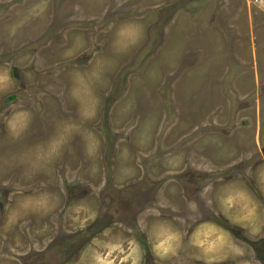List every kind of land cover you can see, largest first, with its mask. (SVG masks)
<instances>
[{
	"label": "rangeland",
	"instance_id": "374dc122",
	"mask_svg": "<svg viewBox=\"0 0 264 264\" xmlns=\"http://www.w3.org/2000/svg\"><path fill=\"white\" fill-rule=\"evenodd\" d=\"M0 264H264V0H0Z\"/></svg>",
	"mask_w": 264,
	"mask_h": 264
},
{
	"label": "trees",
	"instance_id": "16d2710c",
	"mask_svg": "<svg viewBox=\"0 0 264 264\" xmlns=\"http://www.w3.org/2000/svg\"><path fill=\"white\" fill-rule=\"evenodd\" d=\"M91 229H92V227L89 228V230H91Z\"/></svg>",
	"mask_w": 264,
	"mask_h": 264
}]
</instances>
